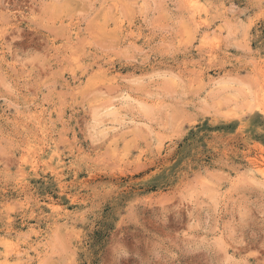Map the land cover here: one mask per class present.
I'll return each instance as SVG.
<instances>
[{"label":"rangeland","instance_id":"rangeland-1","mask_svg":"<svg viewBox=\"0 0 264 264\" xmlns=\"http://www.w3.org/2000/svg\"><path fill=\"white\" fill-rule=\"evenodd\" d=\"M0 264H264V0H0Z\"/></svg>","mask_w":264,"mask_h":264},{"label":"bare ground","instance_id":"bare-ground-1","mask_svg":"<svg viewBox=\"0 0 264 264\" xmlns=\"http://www.w3.org/2000/svg\"><path fill=\"white\" fill-rule=\"evenodd\" d=\"M185 1V0H184ZM189 9V8H188Z\"/></svg>","mask_w":264,"mask_h":264}]
</instances>
